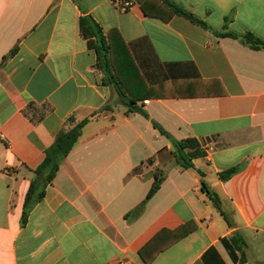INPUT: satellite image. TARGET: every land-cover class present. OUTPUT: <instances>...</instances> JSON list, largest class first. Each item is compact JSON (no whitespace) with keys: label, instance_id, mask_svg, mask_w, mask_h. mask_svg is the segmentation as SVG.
<instances>
[{"label":"crops","instance_id":"crops-1","mask_svg":"<svg viewBox=\"0 0 264 264\" xmlns=\"http://www.w3.org/2000/svg\"><path fill=\"white\" fill-rule=\"evenodd\" d=\"M126 1L0 0V264H147L143 248L190 222L149 264H264V50L216 34L264 39V0H171L207 28L146 14L159 0ZM111 30L128 50L114 73L148 118L127 112L89 47L109 45ZM72 116L88 122L23 223L33 171ZM153 123L205 155L183 168ZM237 233L244 263L222 243Z\"/></svg>","mask_w":264,"mask_h":264},{"label":"trees","instance_id":"trees-1","mask_svg":"<svg viewBox=\"0 0 264 264\" xmlns=\"http://www.w3.org/2000/svg\"><path fill=\"white\" fill-rule=\"evenodd\" d=\"M160 9L158 12H148L146 11V6L143 4V10L146 14H152L162 17L164 20L170 19L174 15L183 16L191 22L207 28L206 24L194 16L192 13L187 12L183 8L179 7L177 4L172 2L171 0H159ZM80 27L87 38H92L95 36L92 26L89 23L88 19L80 20ZM218 36L223 37H232L235 39H240L245 45L249 46L254 50H264V39H261L254 35L253 33L246 32L242 35H237L232 32H224V33H216ZM109 45H106L104 38L102 39V45L98 46L91 41L88 42L90 48H95L98 53V62L97 66L101 69L105 74V83L112 86L114 91L117 94L119 101L127 108L128 113L138 112L144 117L148 118V115L145 111L140 109L136 105V99L132 95L131 92L126 88L125 84L117 77L114 73L115 65V52L118 55L128 54L127 47L117 30H111L108 33ZM16 52V48L13 49L9 55L4 57L6 60L10 56H13ZM105 109H111L110 105H106ZM88 119H84L82 121L76 122L75 118L70 117L66 125L67 127L63 128L55 137L53 145L45 151V158L41 165L33 171L34 178L31 181L29 190L27 192L24 204V212H23V223L26 222L30 207L36 202L42 199L45 193L46 186L53 181L55 178L60 164L64 158L68 156L71 150L74 148L75 144L79 140L82 130L84 126L87 124ZM153 126L159 130V132L166 136L173 145L172 156L174 161L181 165L185 169L194 168L193 160L202 157L205 155L204 150L199 145L196 139H185V140H176L173 139L167 132H165L158 124L153 123ZM238 168L234 167L227 171L220 173L221 180L225 181L231 176H233L237 172ZM200 173V172H199ZM202 174V173H200ZM162 184V177L157 176L155 182L153 183L146 200L150 199L160 188ZM206 190V186H205ZM209 198L214 202L215 206L220 209V202L216 195L207 192ZM140 210V208H139ZM197 226L193 223H187L173 231L164 230L145 248H143L139 255L145 261V263L149 264L152 262L155 257L163 250L173 245L174 243L182 240L193 231H195ZM167 234L169 236L168 242L153 251L151 256H148V250L153 246L154 242L162 235ZM223 245L231 255L234 261L239 263L246 262L245 255V241L243 237L237 233L231 238L223 239Z\"/></svg>","mask_w":264,"mask_h":264},{"label":"built area","instance_id":"built-area-1","mask_svg":"<svg viewBox=\"0 0 264 264\" xmlns=\"http://www.w3.org/2000/svg\"><path fill=\"white\" fill-rule=\"evenodd\" d=\"M113 4L121 11H127L133 5L131 1L126 0H113ZM0 139L9 144V142L3 135H0Z\"/></svg>","mask_w":264,"mask_h":264}]
</instances>
